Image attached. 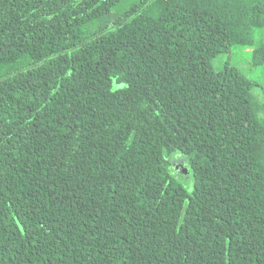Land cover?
I'll use <instances>...</instances> for the list:
<instances>
[{
    "label": "trees",
    "instance_id": "16d2710c",
    "mask_svg": "<svg viewBox=\"0 0 264 264\" xmlns=\"http://www.w3.org/2000/svg\"><path fill=\"white\" fill-rule=\"evenodd\" d=\"M123 2L0 0V264H264V0Z\"/></svg>",
    "mask_w": 264,
    "mask_h": 264
},
{
    "label": "rangeland",
    "instance_id": "374dc122",
    "mask_svg": "<svg viewBox=\"0 0 264 264\" xmlns=\"http://www.w3.org/2000/svg\"><path fill=\"white\" fill-rule=\"evenodd\" d=\"M137 0H124V2L113 11L116 15L126 9ZM253 47L234 45L229 52L219 55L213 61V68L216 72H221L226 64L238 69L247 78L252 80L256 87L254 88L255 96L264 100V67L254 66L253 64ZM168 169L170 175L181 184L189 193L194 190L195 179L189 159L179 151H174L167 155Z\"/></svg>",
    "mask_w": 264,
    "mask_h": 264
}]
</instances>
